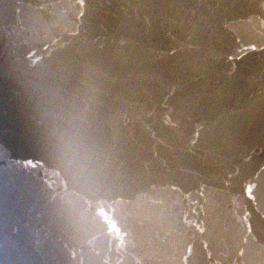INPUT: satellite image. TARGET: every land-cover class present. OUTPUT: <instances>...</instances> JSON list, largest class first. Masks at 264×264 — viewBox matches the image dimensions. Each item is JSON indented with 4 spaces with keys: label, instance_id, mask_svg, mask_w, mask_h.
<instances>
[{
    "label": "water",
    "instance_id": "water-1",
    "mask_svg": "<svg viewBox=\"0 0 264 264\" xmlns=\"http://www.w3.org/2000/svg\"><path fill=\"white\" fill-rule=\"evenodd\" d=\"M0 264H264V133L176 89L104 0H0Z\"/></svg>",
    "mask_w": 264,
    "mask_h": 264
}]
</instances>
